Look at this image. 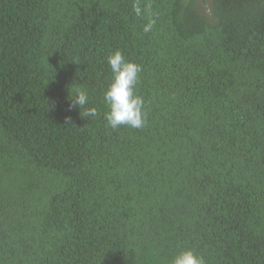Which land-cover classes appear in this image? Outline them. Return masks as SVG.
Instances as JSON below:
<instances>
[{"label":"trees","instance_id":"1","mask_svg":"<svg viewBox=\"0 0 264 264\" xmlns=\"http://www.w3.org/2000/svg\"><path fill=\"white\" fill-rule=\"evenodd\" d=\"M204 1L0 0V264H264V0Z\"/></svg>","mask_w":264,"mask_h":264},{"label":"clouds","instance_id":"2","mask_svg":"<svg viewBox=\"0 0 264 264\" xmlns=\"http://www.w3.org/2000/svg\"><path fill=\"white\" fill-rule=\"evenodd\" d=\"M134 11L137 15L141 14V8L137 3L134 4ZM155 24V20H149L144 26L143 31L149 32ZM108 63L114 75L113 82L109 85L104 94V99L109 107L105 114L108 126L117 129L120 126H130L132 128H142L146 124V113L143 111L144 100L135 94V86L138 83L141 67L133 62H126L121 51L117 50L108 57ZM70 107L84 108L88 101L87 93L77 89L74 98H70ZM81 117H92L98 115L95 108H87L80 111ZM71 123L70 118H66ZM172 264H205L202 257L198 256L193 250L186 249L178 253Z\"/></svg>","mask_w":264,"mask_h":264},{"label":"rangeland","instance_id":"3","mask_svg":"<svg viewBox=\"0 0 264 264\" xmlns=\"http://www.w3.org/2000/svg\"><path fill=\"white\" fill-rule=\"evenodd\" d=\"M202 4V10H203V12H204V14H205V17H209L210 15H209V5H208V1L207 0H205L204 2H202L201 3Z\"/></svg>","mask_w":264,"mask_h":264}]
</instances>
